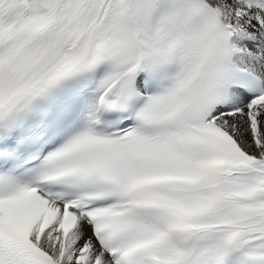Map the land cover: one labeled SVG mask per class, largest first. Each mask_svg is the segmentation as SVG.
I'll return each mask as SVG.
<instances>
[{
  "label": "snow or ice",
  "instance_id": "6c2138e0",
  "mask_svg": "<svg viewBox=\"0 0 264 264\" xmlns=\"http://www.w3.org/2000/svg\"><path fill=\"white\" fill-rule=\"evenodd\" d=\"M0 264H264V0H0Z\"/></svg>",
  "mask_w": 264,
  "mask_h": 264
}]
</instances>
